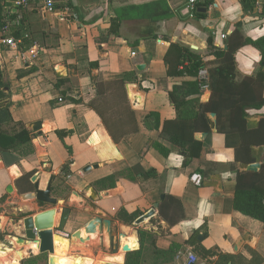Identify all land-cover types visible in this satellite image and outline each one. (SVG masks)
Segmentation results:
<instances>
[{"label": "crops", "instance_id": "1", "mask_svg": "<svg viewBox=\"0 0 264 264\" xmlns=\"http://www.w3.org/2000/svg\"><path fill=\"white\" fill-rule=\"evenodd\" d=\"M203 1L196 8L203 16L195 14L193 17H188L185 11L186 0H55L52 11L37 3L15 10V6L6 4L3 11L11 9L18 13L17 19H21L19 26L15 19L6 18L11 21L10 34L14 36L13 29L18 28L26 41L17 47L0 44V78L8 83L3 88L6 94L3 99L8 102L1 108L9 115V119L4 117L0 128L9 126L10 131L14 130L10 134L24 128L30 134L33 153L24 154L27 146L18 143L10 151L13 155L22 154V157L9 166L4 164L0 153V200L8 195L14 201L21 193L33 191L30 178V185L22 180L28 172L37 175L40 188H45L53 175L51 195L71 208L66 227L61 233L55 231L56 238L71 240L69 235L93 216L86 212L91 208L88 200L85 201L86 188L91 185L100 193V198L94 202L96 211L111 219L113 229L122 232L125 227L128 234L135 229L149 231L143 244L141 264H188V252L197 258L190 264H264V222L233 207L236 171L246 170L239 168L242 162L233 159V150L225 147V134L217 131L216 113V128L209 127L208 144L199 157L192 158L186 165H183L180 148L160 137L164 121L179 116L192 117L196 104L207 101L210 96L208 87H200L199 94L187 96V103L173 104L169 92L174 85L202 81L207 74L203 77L200 71L198 76L167 75L163 57L170 43L188 45L200 52L206 67L218 62L221 56L220 49L208 51V37H212L218 48L224 46L226 39L220 34L227 36L235 28L247 40L264 38V0H210L207 5H203ZM158 6H161L159 11L166 14L152 19ZM184 15H187L185 19ZM111 19H118L116 34L109 32ZM149 26L159 35L157 38H150L145 33ZM161 34L168 38H161ZM234 57L237 79L264 70L262 51L250 42L239 47ZM138 65L142 68L138 69ZM127 72L131 74L124 84L126 102L133 112L137 130L115 142L89 102L96 97L93 81L112 82ZM119 109L117 114L124 112L121 106ZM247 112L260 124L264 106ZM154 113L159 117V130L154 127ZM36 121H40L41 126L34 131L30 127ZM203 132L208 135L207 131H202L195 132L194 137L203 140L206 136L199 137ZM152 142L163 145L168 154L163 155L151 145L145 146ZM252 161L251 157L249 162ZM263 163L264 159L261 168ZM94 164L97 167L84 171L85 166ZM135 165L145 171L154 170L157 176H137L131 180L121 174ZM64 166H67L66 170H63ZM60 174L64 175L63 181L59 179ZM111 174L116 175L113 188L102 189L95 184ZM163 184L181 203L183 217L178 222L169 225L159 216L158 208L155 215L140 225H134L135 220L126 224L117 219L120 208L128 213L138 212V217L147 213L159 201ZM9 185L13 187L11 192L7 191ZM64 190L69 191L68 198L57 194L65 193ZM19 205L17 209L26 212L24 218L50 207L43 208L36 201L19 202ZM56 210L55 225L61 211ZM9 221L0 231L3 238L0 240L11 244L6 246L0 242V245L12 249V239L16 237L2 236V233L9 225L8 231L14 230V234L21 235L22 221L18 222L21 226ZM191 235L195 236L196 243L187 244ZM84 238L81 242L72 241L71 245L76 243L75 246L81 249L82 244L90 242L85 249L92 254L80 255L79 250H72L80 256L76 259L71 256L66 263L64 258L50 256L49 264L121 261L124 264V246L119 253L111 254L104 234ZM95 240H99L98 245L93 242ZM171 244L180 247L176 252H159L167 251ZM198 246L212 250L214 254L203 256Z\"/></svg>", "mask_w": 264, "mask_h": 264}, {"label": "trees", "instance_id": "2", "mask_svg": "<svg viewBox=\"0 0 264 264\" xmlns=\"http://www.w3.org/2000/svg\"><path fill=\"white\" fill-rule=\"evenodd\" d=\"M12 0H0V26L2 27L6 18L15 19L21 26V19H17L18 13L8 9L3 11V7L7 2ZM210 0H204L203 5L209 4ZM201 4V0H196L195 6ZM21 8V6L19 7ZM154 13L152 19L163 16L159 11ZM196 15L203 16L202 13L195 12ZM187 15L183 16L185 19ZM118 19H111L110 33L116 34ZM150 38H157L159 35L154 33L150 26L145 30ZM13 34L20 42L26 41L25 36H21L19 29H13ZM161 38L167 39L164 34ZM224 46L218 48L214 46L212 37L207 38L208 51H216L220 49L221 56L216 63L204 67L202 54L191 49L188 45L181 43H170L163 61L167 66L166 73L170 76H177L182 73L191 76H198L201 70L207 73V79L204 81L186 82L174 85L169 92V97L175 106H180L188 102L187 96L199 94V89L206 84L210 90L209 99L205 102L196 104V112L192 117H180L173 120H166L160 129L159 117L156 113L152 114L155 118L154 127L160 129V137L173 143L180 148L184 157L183 165H186L192 158L200 156L204 146L208 144L210 137L209 126L206 113L214 112L217 115V131L225 134V147L233 150V159L236 162H249L250 145L264 144V116L260 119L258 127L248 129L246 127V116L248 109H260L264 106V70H259L253 75H246L241 79H237L235 66V51L242 45L250 42L258 46L262 51V62H264V38L256 41L247 40L242 36L240 31L235 28L225 37ZM131 45V44H130ZM129 72L124 73L121 79L104 82L93 81L96 90V97L89 102V106L97 112L101 117L103 124L115 142H118L123 136L131 132H135L137 127L134 122L133 112L130 110L126 102V91L124 84L130 80ZM64 82L65 80H60ZM59 81L58 84L61 82ZM8 83L0 78V99L5 98L3 88ZM65 96V92L61 93ZM119 106L124 108V112H119ZM116 113V114H115ZM9 119V115L5 108H0V127L5 119ZM207 131L208 135L203 140L194 137L195 132ZM57 134L62 137L61 131ZM18 143L25 144L24 154L33 153L31 146L30 134L21 128L14 134L7 133L0 128V153L6 166L18 162L22 154L13 155V150ZM153 146L163 155H167V149L158 142L146 144V147ZM29 147V149H27ZM67 166L63 167L66 170ZM33 171L26 173L22 180L30 185L29 178ZM171 177L175 175L171 171ZM128 179L134 180L137 176L144 178L156 177L154 170L145 171L140 166L135 165L121 173ZM116 182V175L111 174L105 176L95 182L102 189L113 188ZM20 192L24 190L19 189ZM160 194L164 196L158 206L159 216L169 225H173L183 217V210L178 199L172 196L168 189L163 187ZM233 207L235 210L251 216L257 220L264 222V163L258 171H236L235 191L233 196ZM139 216L138 212L128 213L125 209L120 208L116 214L117 219L126 224H131ZM206 235V232H204ZM149 231L144 229L138 230L140 241V249L129 251L125 255L124 264H141L143 244ZM187 244L196 243L195 236L191 235L187 240ZM76 249V247L72 246ZM180 246L171 244L167 251L163 253L176 252ZM200 253L204 256H212L214 251L206 250L198 246ZM35 253V252H33ZM44 255L34 256L24 259L23 264H39V261L45 260Z\"/></svg>", "mask_w": 264, "mask_h": 264}, {"label": "water", "instance_id": "3", "mask_svg": "<svg viewBox=\"0 0 264 264\" xmlns=\"http://www.w3.org/2000/svg\"><path fill=\"white\" fill-rule=\"evenodd\" d=\"M7 6H15L12 2H7ZM17 8L16 6L14 7ZM138 69L142 68V65L137 66ZM7 91V89H5ZM8 102V99H3L0 101V108ZM209 127L211 129L216 128V119L215 113L211 112L206 115ZM246 124L247 128H255L259 125V120L253 117L252 115L246 116ZM41 122L36 121L31 124V129L36 131L40 128ZM206 132L200 134V139L206 136ZM250 153L253 159L252 162L246 163L242 162L239 164V168L241 170L246 171H257L261 168L262 161L264 159V146L263 145H251L250 146ZM91 167H97V164L94 165H87L84 168V171L89 170ZM54 176L51 175L47 182L45 188L39 187V180L37 179V175H32L30 177V181L33 183V191H28L25 193H21L19 196L22 199H32L39 204H47L50 207L48 209L42 210L34 215H30L25 217L22 220V229L24 230V237H20L17 239L18 243H31L35 242L38 244V253L39 254H51L54 251V236L58 235L55 234V231L59 233L63 232L70 212L71 208L69 206H64L59 214V221L58 224H54L55 215H56V206L59 202V199L53 195H51V185ZM13 190L12 185L7 187V191L11 192ZM86 192L88 193L87 198L85 201L88 200V206L91 208V211H86L93 216L86 221L80 229H77L69 236L71 238H78L80 241H84L85 238L81 236V229L84 230V233L87 234L86 239L89 238L90 234L97 233L99 235H105L109 250L111 254H116L122 248V239L128 242L129 247H124V253L126 254L129 251H134L140 249V241L138 236V230L135 229L131 233H126L125 227H122L123 231L118 232L116 229H113V222L111 219L104 217L100 212L96 211V206L94 202L100 198V193L96 191L91 185H88L86 188ZM75 193V192H74ZM77 194V193H75ZM78 195V194H77ZM80 196V195H78ZM164 196L161 194L159 196V201L153 204V207L144 215L138 217L134 221V225H140L145 220L151 218L153 215L156 214V209L159 206V202L162 201ZM128 228V227H126ZM1 237V234H0ZM62 237V236H61ZM64 238V237H63ZM65 240H69V238L65 237ZM49 258V256H48ZM23 260V259H22Z\"/></svg>", "mask_w": 264, "mask_h": 264}, {"label": "rangeland", "instance_id": "4", "mask_svg": "<svg viewBox=\"0 0 264 264\" xmlns=\"http://www.w3.org/2000/svg\"><path fill=\"white\" fill-rule=\"evenodd\" d=\"M1 129L3 131L7 132V133L14 132V130L13 131L12 130L10 131L9 126H6V127L5 126H2ZM13 171H14V169H13ZM59 179L61 181H63L64 180V175L63 174L62 175L60 174L59 175ZM61 185L63 186V183H61ZM60 189H62V187ZM64 191H65V193L60 192V193H57V194L58 195L65 196V198H68L69 191H67V190H64ZM6 200L9 201V203H5ZM31 201L35 202L32 199H22L20 197L15 198V200L13 201V199H11L10 197H8V195L7 196L5 195L3 197V199L0 200V203L3 204V206L0 207V231L5 227L7 221H9V220L12 221V215H11V213H15L17 211V207H20L19 202L21 203V202H31ZM12 202H15V203H12ZM68 205H69L68 203H60L59 202V204H57V207L56 208H59V210H61L62 207L68 206ZM41 206L43 208H47L49 205H47V204H41ZM35 209H37V208H35ZM24 216H25V214H21V215L18 216V218L22 221L23 218H24ZM18 224L21 226L20 223H18ZM15 226H17V225H15ZM9 227H10L9 225L6 226V228L4 229V232L3 233H6L8 231V228ZM11 235L17 237V235L14 234V233H12ZM82 237H84V236H82ZM0 242L4 243L1 240H0ZM71 242H72V239L71 240H65V238H56L54 236V251H53V253L49 254V258H50V256H59L60 258H64L63 259V262L66 263L67 261L70 260V257L71 256H75V259H76V257L78 258L82 254L85 255V253L90 255L91 251H87L85 249L88 245L91 244L90 242L82 244L81 246H83V247L81 249H77V248L75 249V248H73L72 245H71ZM93 242L95 244H97V245L99 244V240H95ZM4 244L6 246H9V245H7V243H4ZM17 244H18L17 240L15 238L12 239V249H14V247H15V250H16V245ZM5 245H3V246H5ZM31 245L27 248V249L30 248V250L25 251V253L23 255L24 258H22L23 260L26 259V258H28L29 256L34 257V255H37L38 254V244H36L35 242H33ZM72 250H74V251L75 250L76 251L79 250V252H77V253H79L80 255H78L77 253L71 252ZM31 251L35 252V254L33 252H31ZM103 252L107 253V250H103ZM96 253H97V251H96ZM99 253L100 254H98V257H100V255H101V252H99ZM11 258H13V256H12V253L9 252L8 255L6 256L5 260H1L0 259V262L5 263V261H6V262H8L6 264H9L10 262H12V259ZM49 258H48V255H47L45 260L39 261V264H49ZM103 258L104 257H102V259ZM21 260H19V262ZM82 262L85 263L83 260H82ZM0 264H2V263H0ZM71 264H73V263H71Z\"/></svg>", "mask_w": 264, "mask_h": 264}, {"label": "built area", "instance_id": "5", "mask_svg": "<svg viewBox=\"0 0 264 264\" xmlns=\"http://www.w3.org/2000/svg\"><path fill=\"white\" fill-rule=\"evenodd\" d=\"M12 3L15 4L16 7H24L28 6L31 3H37L41 5L45 10L52 11L55 8V0H12ZM196 0H186L185 11L188 17H193L196 12L195 6ZM8 9V8H7ZM17 22V21H16ZM15 22V23H16ZM11 31V21L9 19L4 20V23L1 27V36H0V44L7 47H17L20 43V39L16 38L12 34ZM222 39H225L226 34H220ZM201 74L203 77H206V71L201 70ZM207 78L202 79V81L206 80ZM202 88L208 87L206 84L201 86ZM61 102L62 99H59ZM188 256V264L194 262L197 258L192 252L187 253Z\"/></svg>", "mask_w": 264, "mask_h": 264}, {"label": "bare ground", "instance_id": "6", "mask_svg": "<svg viewBox=\"0 0 264 264\" xmlns=\"http://www.w3.org/2000/svg\"><path fill=\"white\" fill-rule=\"evenodd\" d=\"M2 219V218H1ZM96 234L97 233H94V234H90L89 235V237H91V238H94L95 236H96ZM81 235L82 236H87V234H85L84 233V230L82 229L81 230ZM73 240L74 241H79V242H81L78 238H73ZM33 242H31V243H28V242H26V243H18L17 245H16V250H15V247H14V249H9V248H5V247H3V246H1L0 245V259L1 260H5V258H6V256L8 255V253L10 252V253H12V256H13V258H11L12 259V262H10L11 264H19V260L23 257V255H24V253H25V251H26V249L32 244ZM87 243V242H86ZM32 246V245H31ZM122 246H124V247H129V244H128V242L125 240V238H123L122 239ZM117 253H119V252H117ZM116 253V254H117ZM122 260H123V258H122ZM0 263H2V264H6V263H8V262H6L5 261V263H3V262H0ZM9 263V264H10ZM110 264H122V261H121V263H110Z\"/></svg>", "mask_w": 264, "mask_h": 264}, {"label": "flooded vegetation", "instance_id": "7", "mask_svg": "<svg viewBox=\"0 0 264 264\" xmlns=\"http://www.w3.org/2000/svg\"><path fill=\"white\" fill-rule=\"evenodd\" d=\"M24 213H26V212H23L22 210H19V209H17V211L15 212V213H11V215H12V225H15V224H18V222H20V219L18 218V216L19 215H21V214H24ZM22 223V222H21ZM23 226V225H22ZM13 231L14 230H10V231H7L6 233H2V236H4V235H9L11 238L12 237H14V236H12L11 234L13 233ZM24 235V230L22 229L21 230V235H18L17 237H16V239H18V238H20V237H24L23 236ZM0 239H3L2 237L0 238ZM72 241H74L73 240V238H72ZM7 243L10 245L11 243H9L8 241H7ZM76 245V243H74L73 244V246L74 247H76L75 246ZM77 249H79L78 247H76ZM35 254V253H34ZM42 255H44V257L46 258V256H47V254H37V255H34L35 257L36 256H42ZM29 257H31V256H29ZM28 257V258H29ZM23 260H21L20 262H19V264H23V262H22Z\"/></svg>", "mask_w": 264, "mask_h": 264}]
</instances>
